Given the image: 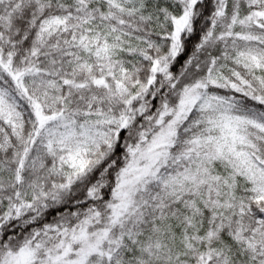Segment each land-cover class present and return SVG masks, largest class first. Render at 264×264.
I'll use <instances>...</instances> for the list:
<instances>
[{"label":"snow or ice","instance_id":"1","mask_svg":"<svg viewBox=\"0 0 264 264\" xmlns=\"http://www.w3.org/2000/svg\"><path fill=\"white\" fill-rule=\"evenodd\" d=\"M0 264H264V0H0Z\"/></svg>","mask_w":264,"mask_h":264}]
</instances>
